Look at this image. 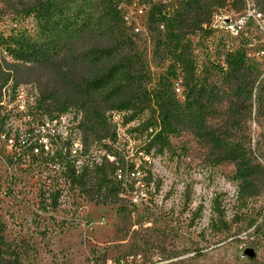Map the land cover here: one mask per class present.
I'll use <instances>...</instances> for the list:
<instances>
[{"label":"rangeland","instance_id":"1","mask_svg":"<svg viewBox=\"0 0 264 264\" xmlns=\"http://www.w3.org/2000/svg\"><path fill=\"white\" fill-rule=\"evenodd\" d=\"M39 1L46 0H0V33L24 30L35 37L38 28L27 11ZM130 1L115 0V4L120 18L127 14L140 27L139 33L118 20L109 36H92L74 45L70 54L59 53L54 62L23 68L19 87L25 89L29 105L40 104L43 96L49 95L52 98L46 101L53 107L55 98L65 92L66 81L86 76V67L76 59L87 48L111 45L117 36L132 39L143 53L150 84L160 88L165 79L172 84L176 103L172 149L143 158L147 163L144 170L151 178L146 182L145 202L132 205V196L121 194V201L103 205L90 200L86 189L71 188L64 178V166L58 162L51 167L42 159L12 163L0 145V220L8 260L14 264H130L131 257L140 255L141 264H169L172 260L183 264H264V171L249 173L225 156L232 142L250 131L251 142L245 143L240 160L252 163L249 148L253 150L261 131L255 123L252 93L251 98L243 94L241 102L237 85L229 82L223 71L221 37L227 35L231 49L238 41L219 30L212 33L209 47H203L198 35L188 37L194 70L190 71L193 83L186 84L185 71L174 59L160 57L154 50L155 35H171L164 25L159 32H150L147 0H142L146 6L142 14ZM220 12L234 21L241 13L229 5ZM251 31L259 44L252 41L246 47L247 59L264 65V32L254 27ZM206 69L211 77H217L212 101L204 98L207 93L201 87L210 83L204 79ZM75 109L79 111L73 107L72 114L80 118ZM3 115H7L5 111L0 112V118ZM33 117L44 119L38 111ZM260 117L264 122V108ZM109 118L118 135L111 148L126 159H140L144 140L129 132L133 124L123 126L122 114ZM233 126L240 129L235 133ZM79 134L83 153L73 156L65 152L77 169L82 164L100 163L104 155L113 160L107 155L109 149L102 147L110 143L88 140L84 144ZM245 184L253 190L246 199L239 191ZM248 249L254 253L252 258L244 254ZM171 257L175 258L169 261Z\"/></svg>","mask_w":264,"mask_h":264},{"label":"trees","instance_id":"2","mask_svg":"<svg viewBox=\"0 0 264 264\" xmlns=\"http://www.w3.org/2000/svg\"><path fill=\"white\" fill-rule=\"evenodd\" d=\"M115 3V0L37 2L27 11V15H32L38 28L35 37L24 30L11 31L6 35L0 33V91L9 82H12L13 88L20 86L23 68L54 62L59 53L70 54L74 45L83 43L92 36H109L107 33L113 32L117 21L121 22ZM228 5L238 13L243 10L242 0H185L170 6L150 4L147 12L150 32H159L164 25L165 31L171 35H155V53L160 57L170 56L174 59L178 68L185 71L183 79L186 84L193 83L190 71L194 70L188 56L191 43L187 38L198 35L203 40V47H206V40L213 33L208 27L211 15ZM259 6L264 13L261 0ZM251 29L252 24L247 23L237 36L230 35L235 37L233 40L230 37L232 41H238L233 49L227 35L221 37L219 42L220 51L223 52L224 74L228 76L229 82L237 85L239 91L236 93L240 95V101H243V94L244 97L251 98V93L256 101L255 123L261 131L253 150L249 148L252 163H242L240 160L245 143L251 142L250 131L242 133V137L232 142L233 145L225 153L227 160L239 162L249 173L264 171V122L260 119L264 108V65L257 59H247L246 47L252 45V41L255 45L259 44V38L253 39L254 33ZM110 44L100 48L90 46L76 59L86 67V76L79 80L66 81L67 88L61 97L55 98L53 107L46 101L52 98L49 95L43 96L40 104L35 103L38 113L48 116L55 112L71 111L73 107L78 108L79 111H75L80 114L78 128L82 133L83 143L86 144L88 140L96 141L97 144L105 141L110 143H104L102 147L109 149L107 155L113 157L112 161L104 155L100 163L92 166L82 164L77 169L74 163L68 161L69 154L65 158L61 155L55 157H59L57 162L64 166L63 174L69 186L73 189H86L90 200L103 205L116 204L121 201V194L128 195L134 190L133 183L127 184L126 189L122 188V182L115 179L117 170H133L137 167L141 178L147 184L151 178L150 173L144 170L147 163L143 158L170 151V137L176 132V103L171 96L172 84L168 79L162 81L160 88L150 84L147 63L132 39L117 36L115 42ZM205 73L204 79L210 83L201 85L202 92L207 93L204 98L212 101L215 99L217 77H211L207 69ZM145 112L148 113L147 116L144 115ZM118 113L124 117L123 126L133 124L129 127V132L144 140V155L138 160L126 159L111 148L117 142L118 135L115 123L109 117ZM239 127L233 126L235 133ZM49 163L54 164V161L50 160ZM251 188L248 184L241 186L240 196L244 199L251 196ZM2 231L0 220V264H14L8 260ZM172 258L175 257L168 260ZM169 264L183 263L172 260Z\"/></svg>","mask_w":264,"mask_h":264},{"label":"built area","instance_id":"3","mask_svg":"<svg viewBox=\"0 0 264 264\" xmlns=\"http://www.w3.org/2000/svg\"><path fill=\"white\" fill-rule=\"evenodd\" d=\"M147 1L149 4L170 6L176 5L178 1L185 0ZM131 2L135 10L142 14L146 8L145 3H143L145 1L131 0ZM242 3L243 10L235 21L228 15H223L219 10L211 15L208 27L213 32L219 30L231 36H237L247 23H251L254 28L264 32V14L260 10L259 2L257 0H242ZM121 20L127 28H132L135 33L141 31L140 27H137L127 14L122 13ZM205 27L206 25H204ZM212 36L211 34L206 40V46L208 47L212 42ZM7 59L10 60L9 57ZM35 105H29L25 89L19 86L13 88L12 82H9L0 91V112L5 111L7 114L0 118L2 125L0 127V145L8 153L9 162L26 163L27 161H32V159H42L43 161L47 160V166L51 167L49 161L53 160L54 163H57L59 157H55L61 155V157L65 158L66 151L73 156L82 154V139L78 130L79 116L76 114L74 117L71 111L65 113L55 112L51 116L44 114V119L36 121L33 117L37 113ZM33 110L35 111L34 114ZM141 177L137 167L126 171L120 169L115 173V179L122 182V188L126 189L127 184H134V190L125 195L132 196V205H137V203L147 200L146 184ZM141 259L140 255L134 256L130 258L129 263L141 264Z\"/></svg>","mask_w":264,"mask_h":264},{"label":"water","instance_id":"4","mask_svg":"<svg viewBox=\"0 0 264 264\" xmlns=\"http://www.w3.org/2000/svg\"><path fill=\"white\" fill-rule=\"evenodd\" d=\"M244 254H246L247 256H249V257H251V258H252L253 255H254L252 249H248V250H246Z\"/></svg>","mask_w":264,"mask_h":264}]
</instances>
